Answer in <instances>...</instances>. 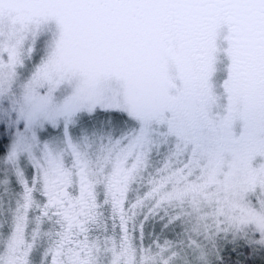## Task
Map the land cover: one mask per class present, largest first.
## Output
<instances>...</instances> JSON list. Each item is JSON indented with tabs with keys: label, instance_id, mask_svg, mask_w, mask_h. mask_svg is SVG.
I'll return each instance as SVG.
<instances>
[{
	"label": "snow or ice",
	"instance_id": "obj_1",
	"mask_svg": "<svg viewBox=\"0 0 264 264\" xmlns=\"http://www.w3.org/2000/svg\"><path fill=\"white\" fill-rule=\"evenodd\" d=\"M0 264H264V0H0Z\"/></svg>",
	"mask_w": 264,
	"mask_h": 264
}]
</instances>
